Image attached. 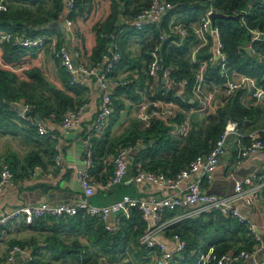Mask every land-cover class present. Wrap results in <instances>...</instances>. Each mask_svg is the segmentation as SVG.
Listing matches in <instances>:
<instances>
[{
	"label": "trees",
	"instance_id": "obj_1",
	"mask_svg": "<svg viewBox=\"0 0 264 264\" xmlns=\"http://www.w3.org/2000/svg\"><path fill=\"white\" fill-rule=\"evenodd\" d=\"M151 1L113 0L111 14L96 26L97 45L93 50L89 65L101 62L105 54H111L112 44L116 42L121 58L111 76L118 78L116 70L122 65H127L130 57L129 51L126 50L128 37L133 34L142 36V31L149 28L148 31L152 32V36L143 45L141 51V57H145L146 63L137 64V61L140 62L138 56L133 64V67L139 68L142 91L146 96H150L151 100L173 101L184 109H191L195 103L190 102V98L185 99L174 88H155L153 96L148 87L146 90L143 89L147 78L149 84L152 80L155 81L148 73L150 62L148 50L161 41L162 31H166V38L162 42L161 62L173 68L172 78L175 81L189 80L190 83L186 90L192 94V84L195 81L198 66L184 57L190 50L189 41L182 45L171 43L180 38L170 32L169 21L175 13H182L186 15V20L183 22L190 25L209 8L211 1L169 0L175 4V7L162 18L161 22L146 25L139 30L134 26L133 19L148 7ZM132 2H134L133 7H131ZM65 3V0H8V9L0 11V31L29 36L56 32L62 37L64 33L60 30L39 28L61 18ZM214 5L216 11L226 14L241 12L245 20L244 25L233 19L218 18L215 20L220 27L229 69L255 77L260 84L264 85V59L259 60L257 54L251 55L246 50V45L250 40V29H264V5L253 4L246 14L243 11L249 6V0H214ZM91 7V0H75L68 18L74 20L78 15H86ZM36 26L39 28L36 29ZM188 36V40L196 38L192 31ZM254 47L264 56V40L256 41ZM27 51L30 50L14 46L10 42L4 43V57L7 61L19 60ZM193 68H196L195 72ZM61 75L69 89L78 94L82 92L79 82L73 81V74L69 73L64 66L61 68ZM28 76L30 80H22L16 73L0 68V124L10 133H15L18 129L27 131L31 136L30 140L50 154V163L55 166V171L58 173L59 167L55 164L57 141L49 135L39 134L29 121L19 118L20 109L13 103L26 105V112L30 117H39L44 120L52 118L61 123L65 113L80 108L84 99L74 98L67 92L55 88L39 69H31ZM208 76H212L217 83L222 84L224 81L219 72L215 73L212 69L208 71ZM124 80L127 84L117 86L113 93V104L117 108V114L124 104L120 100L115 102L116 96L120 97L125 94L131 98L141 99L143 95L135 91L137 81L133 76ZM223 99L216 113H209L202 117L195 114L190 117L192 126L184 135L172 134L167 122L156 117L149 126L131 128L116 139L109 140L108 132L103 136L95 137V166L91 170L93 180L99 185L101 179V183L104 184L113 174L114 156L120 148L127 146L133 148L130 166L132 165L135 174L139 170H144L175 176L179 171L188 167L198 155H207L211 152L229 120H235L240 127H243L246 120H252L264 111L261 104L251 107L244 105L240 92L230 97L224 94ZM149 109L152 111L156 107L152 104ZM173 119L183 123L186 115L179 112ZM261 134L264 137V132ZM152 140H154L153 143ZM140 141L141 144H139ZM47 164L36 150H32L26 157L27 174L31 175L36 165L49 171ZM10 167L15 174L12 166ZM99 173H102V177H99ZM180 212V210L168 211L163 218H173ZM28 226L43 239L36 235L26 240H14L13 245L21 244L24 247L27 245L32 249V260L29 264H156L151 251L139 241L145 230L146 222L138 208H133L129 217L124 216L121 219L116 231L106 229L101 217L91 215L85 209L79 210L74 216L37 218ZM166 233L168 236L178 234L187 243L182 256L175 258L176 264H195L199 253L207 250L211 245L216 247L218 253H223L230 250L248 249L254 242L244 224L218 211L183 218L168 226Z\"/></svg>",
	"mask_w": 264,
	"mask_h": 264
},
{
	"label": "built area",
	"instance_id": "obj_2",
	"mask_svg": "<svg viewBox=\"0 0 264 264\" xmlns=\"http://www.w3.org/2000/svg\"><path fill=\"white\" fill-rule=\"evenodd\" d=\"M210 1L209 8L201 14L194 24L187 25L182 20L172 21L169 24V30L183 37L188 36L190 31H192L200 41V46L212 45L211 61L224 80L222 85L226 96H235L240 91H246L250 93L255 104L258 105L261 101L264 102V85L260 84L255 77L229 69L227 55L221 40L220 27L211 17V13L216 11L214 0ZM74 4L75 0L66 1L68 15L73 10ZM253 4L264 5V0H249V6L243 11L244 14L248 13ZM174 7L175 4L169 0H152L148 7L135 16L133 24L139 30H142L149 24H158ZM7 9L8 0H0V11H6ZM239 14L241 15L240 24L244 25V16L241 12ZM68 15L65 20L66 26L70 28L73 25V20L69 19ZM166 35L167 32L163 31L160 37L161 41L148 50L150 56L148 73L157 82L161 81L162 78L169 80V84L171 83L169 88L182 85L187 88L190 83L189 80L175 81L172 78L173 68L161 62L162 42L166 38ZM258 40H264V29L251 28L250 40L246 48L251 47L253 54H257L259 60H263L264 56L254 47V44ZM5 42H10L14 46H20L28 50H48L55 58L61 61L69 73L73 74V81L84 84L85 80H79L77 76L94 77L101 88V99L98 113L87 127L83 137L84 166L78 170V178L84 194L83 199L77 202L41 201L39 203L23 204L15 207L10 212H3L0 216V239L2 229L15 217H23L25 222L30 224L37 218L46 216H74L79 210L85 209L91 215L101 217L106 229L116 231L119 228L121 219L124 216L129 217L133 208H138L146 222L145 230L139 239L141 245L151 251L156 264H176L175 258L182 256L187 248V243L178 234H175L172 238L176 241V248L170 250L167 242L161 238V235L166 232L167 227L186 217H196L207 212L218 211L223 215L234 217L244 224L252 235L254 242L248 249L230 250L223 253H218L216 247L211 245L207 250L199 253L195 264H264V259H259L260 256L264 257V241L259 228L238 206L239 201H245L248 204L264 203V176L260 173H252L243 178L236 179L234 190L229 194L220 195L204 189L205 181L212 182L214 170L225 155L230 138L240 140L235 146L237 154L235 163L237 165L251 154L264 156V137L261 134L264 132V128L245 135L241 131V127L237 121L229 120L223 134L211 152L207 155H198L191 161L188 167L179 171L175 176L139 170L133 177L136 183H152L165 188L169 193L149 199L124 194L120 199L114 200L109 204L96 205L89 200L90 196L95 193L99 186L91 175V170L95 166L94 138L103 134L109 125V119L114 110L113 93L115 88L127 84L126 80L111 76L121 58L118 44L116 42L112 44L111 54H105L101 62L89 65L75 63L67 45L63 42L61 43L59 37L55 34L29 36L0 31V52H2ZM196 52L197 50L193 53V59H196ZM196 62L198 63V71L192 84V92L195 94V98L202 103L201 107H197V109L216 113L221 102L217 101L213 94L206 90L208 80L207 70L210 64L207 60ZM12 66L11 63L2 61L4 69L11 70ZM86 105L84 103L77 110L66 112L61 125L64 128L72 126L79 119ZM26 110H20L19 118L29 121L39 134L49 135L52 139L57 140L56 134L50 131L44 119L30 117L27 115ZM159 112L160 110L156 109L153 115L156 116ZM243 137H248V141H241ZM56 150L55 164L59 167L58 174H63V169L60 167L61 145L59 142L56 144ZM132 151L133 148L131 146L122 147L118 150L113 159V174L102 184L103 188L112 189L124 182L128 174ZM53 173V171H45L42 166L36 165L32 170L31 178L37 179L38 175L42 176L44 174L52 176ZM195 173L199 176L192 179ZM14 184L15 174L13 170L8 164H3L0 169V193L5 188L11 187ZM176 210H180L181 212L173 218H163L166 212ZM112 213H118L119 215L115 222L109 220ZM262 226L264 227V224ZM25 253L26 249L24 246L14 244L8 249L5 261L0 264H29L32 256L21 259V256Z\"/></svg>",
	"mask_w": 264,
	"mask_h": 264
},
{
	"label": "crops",
	"instance_id": "obj_3",
	"mask_svg": "<svg viewBox=\"0 0 264 264\" xmlns=\"http://www.w3.org/2000/svg\"><path fill=\"white\" fill-rule=\"evenodd\" d=\"M66 1L67 0H65V2ZM91 4L92 7L90 12L83 16L78 15L76 19L73 20V25L69 28L71 46L68 44V37L65 32L62 31L64 33L62 37H60L56 32L52 33L59 37V41L61 43L63 42L67 45L73 55L75 63L90 64L91 55L97 45L98 35L96 26L102 23L112 12L113 0H91ZM133 5L134 2H132L131 7H133ZM65 9H67L66 3L61 17H64ZM181 20H186V15L182 13H175L171 17L169 24L172 21L176 22ZM195 22H191V24H194ZM148 29L149 28H146V30L142 31V36L133 34L128 37L126 43V50L129 51L130 54L128 64L122 65V67L116 70L118 78L128 79L129 76H133L135 78L137 81L135 91L143 94L142 98H131L125 94H122L120 97L116 96L115 102L120 100V102L124 105L121 106L118 114L117 108L114 107V112L110 116L109 125L107 126L109 130L106 128L107 131L100 135L103 136L108 132L109 140L116 139L120 135L125 134L127 130L131 128H145L149 126L151 121L156 117H160L167 122V124L171 127L172 134L184 135L192 126L190 117L195 114L205 116L206 114L208 115L209 113H212L208 110H198L197 107H201L202 103L200 100L195 98V94L193 92L192 94L191 92H187L186 86L183 85L175 87L174 89L185 99L190 98V102L195 103V106L191 109H184L182 106L173 101L161 99L151 100L149 98L150 96L145 95L141 89L142 81L141 76L139 75V68L133 67V64L135 63L134 60H136L138 56L140 57V62L138 63L137 61V64L144 65V63H146L145 57H141V51L143 45L146 44L152 36V32L148 31ZM174 34L179 36L180 40L176 39L171 43L182 45L189 41L188 44L190 46V50L185 54V59H187L190 63L197 64V66L198 63L196 61L207 60L209 62L210 65L207 70L208 80L206 90L213 94L217 101L223 102V95L225 94L223 85L215 82L212 76H208V71L211 69L215 73L218 72V69L211 61L212 45L200 46V41L197 38L188 40L189 36L183 37L178 33ZM195 50H197L196 59H193V53ZM201 55L203 57H199ZM3 60L13 65L10 71L16 73L22 80H30L28 72L34 68L39 69L47 81L55 88L67 92L74 98H83L84 103L87 105L79 116V119L68 128H64L60 122H56L52 118L45 120L47 127L51 132L56 134V141L61 145L60 167L63 169V174H58L55 171V166L50 163L49 160L50 154L46 152L43 147L31 141V136H29L27 131L18 129L15 133H10L7 132L6 128L0 124V169L3 164L8 163L12 166L16 174L15 184L11 187L5 188L0 193V216L3 212H10L15 209V207L23 204H33L41 201L60 202V198L62 199L63 196L66 197V201L69 202L80 201L83 199L84 194L80 186L78 170L84 166L83 137L85 131L95 119L100 108L101 88L98 81L92 76L79 75L77 76L79 80H85L84 84L78 83L79 86L82 87V92L78 94L77 92L69 89L61 75V68L64 65L48 50H30L27 51V53L19 60L7 61L4 57L3 47L2 52H0V68H3ZM195 70L196 68H193V72H195ZM197 71L198 70H196V75ZM166 80V78L165 80L162 78L159 82L152 80L149 84L147 78L143 89L146 90L148 87V89L152 92L151 95L153 96L155 94V88L169 87L171 83L169 84L170 81L168 80L169 82H167ZM240 94L244 105L249 107L257 106L250 93L240 91ZM152 104L156 107V109L160 110L156 116L153 115V112L156 109L152 111L149 109ZM262 106L264 107V104ZM179 112H183L186 115V119L183 123H179L173 119ZM263 128L264 111L252 120H246L245 125L241 127V131L247 135L250 132ZM175 129L177 130L176 132ZM246 139L248 138L243 137L241 141H248ZM238 141L240 140L236 138H230L228 140L226 153L214 170V178L212 182H204V189L206 191L220 195L229 194L234 190V183L236 179L243 178L252 173H260L264 176V156L251 154L248 157H245L240 164L237 165L235 163V158L237 156L235 146ZM139 144H141V141ZM32 150H36L43 161L48 163L47 170L54 172L52 176L44 174L42 176L38 175L37 179H33L31 178V175H28L29 173L27 174L26 157ZM131 158H133V151ZM134 175L135 173L131 165L124 182L112 189L103 188V182L101 183L100 179L98 188L95 193L90 196L89 200L91 203L96 205H105L114 200L120 199L124 194L149 199L152 197H160L169 193V191L165 188L152 183H136L133 179ZM198 176L199 175L195 173L193 174L192 179L198 178ZM99 177H102V173H99ZM59 190L63 192L62 196V193H59V196H54V198H46L47 194L59 192ZM238 206L240 210L248 216L254 224L257 225L264 241V227L262 226L264 224V203L260 202L248 204L245 201H239ZM118 216V213H112L109 220L111 222H115ZM29 228L30 227L26 224L23 217H15L2 229L0 239V263L5 261L7 251L11 245H13L14 240H26L36 235L40 239H43L37 232ZM161 238L167 242V246L170 250H174L176 248V241L172 238V236H168L167 233L164 232L161 235ZM82 239L85 241L84 238ZM25 249L26 253L21 256V259L32 255V249L29 246L26 245ZM259 259L263 260L264 257L260 256Z\"/></svg>",
	"mask_w": 264,
	"mask_h": 264
},
{
	"label": "water",
	"instance_id": "obj_4",
	"mask_svg": "<svg viewBox=\"0 0 264 264\" xmlns=\"http://www.w3.org/2000/svg\"><path fill=\"white\" fill-rule=\"evenodd\" d=\"M67 15V9H65V14L64 17H61L59 20L50 22L49 24L43 25L40 28L39 27H35L36 29H48V28H52V29H56V30H60L63 31L67 34L68 37V44L69 46H71V36H70V30L69 28L66 26V20L65 17ZM211 17L213 18V20H216L218 18H225V19H233L236 20L237 22L241 21V15L239 13L236 14H226L224 12H219V11H214L211 13ZM246 50L248 51V53H250L251 55L253 54L251 47H247ZM165 80V78H164ZM167 82H169L168 80H166ZM264 102L261 101V105H263ZM13 105L15 107H17L20 110H25L27 109V106L24 104H19V103H13ZM154 142V140H152V143ZM59 193H62L61 196L63 195V192L61 190H59V192H55V193H51V194H47L46 198L50 199V198H54V196H59ZM65 195V194H64ZM60 196V197H61ZM66 197L63 196V198H60V202L66 201L65 199Z\"/></svg>",
	"mask_w": 264,
	"mask_h": 264
},
{
	"label": "rangeland",
	"instance_id": "obj_5",
	"mask_svg": "<svg viewBox=\"0 0 264 264\" xmlns=\"http://www.w3.org/2000/svg\"><path fill=\"white\" fill-rule=\"evenodd\" d=\"M16 5H19V3H15ZM200 117H202V116H200ZM177 130L175 129V132H176ZM211 232H213V230H211ZM135 264H138V263H135Z\"/></svg>",
	"mask_w": 264,
	"mask_h": 264
}]
</instances>
